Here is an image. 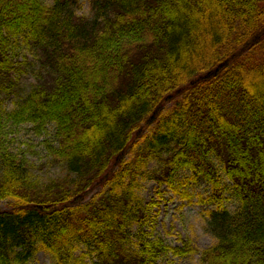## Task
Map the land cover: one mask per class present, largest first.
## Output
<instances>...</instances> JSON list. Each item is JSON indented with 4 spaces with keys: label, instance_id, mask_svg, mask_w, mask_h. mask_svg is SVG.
Wrapping results in <instances>:
<instances>
[{
    "label": "trees",
    "instance_id": "16d2710c",
    "mask_svg": "<svg viewBox=\"0 0 264 264\" xmlns=\"http://www.w3.org/2000/svg\"><path fill=\"white\" fill-rule=\"evenodd\" d=\"M77 4L0 0V71L16 70L10 46L25 34L50 75L7 120L54 124L49 155L68 171L37 188L0 131V201L14 200L0 207V264H31L41 251L53 264L87 254L92 264H155L168 253L264 264V0H93L91 17ZM179 172L209 184L217 204L216 241L202 251L142 231L141 182L175 187Z\"/></svg>",
    "mask_w": 264,
    "mask_h": 264
},
{
    "label": "rangeland",
    "instance_id": "374dc122",
    "mask_svg": "<svg viewBox=\"0 0 264 264\" xmlns=\"http://www.w3.org/2000/svg\"><path fill=\"white\" fill-rule=\"evenodd\" d=\"M93 0H78L76 13L80 16L93 15ZM44 5L51 6L55 0H41ZM9 56L16 66V70L0 71V131L5 145L14 154L25 156L32 167L29 170L30 179L37 188H44L45 184L53 180H63L68 177L64 163L54 162L49 155L48 146H58L56 127L47 126L38 131L33 124L27 123L16 126L7 120V114L14 111L27 98L32 87L38 81L47 82L50 75L46 71H39L38 51L34 43L25 34L12 38ZM258 57H264V48ZM157 167L151 163V170ZM175 187L160 184L158 179L141 182L139 195L144 203L149 205V221L142 228L144 233H152L154 238H162L172 247H181L187 240L192 246L204 250L216 241L209 226L208 212L215 210L216 203L206 199L212 193L211 187L205 182L188 181L187 172L176 174ZM3 180V167L0 162V183ZM177 189V190H175ZM204 199L205 201H202ZM13 199L0 201V207L10 209ZM12 204V205H11ZM230 212H235L240 205L236 197L228 191L224 203ZM138 232V226L131 230V235ZM136 239H133V243ZM87 254L85 250L78 252ZM95 258L90 254L83 257L79 264H92ZM31 264H53L51 256L41 251ZM71 264H75L74 262ZM155 264H203L200 253H190L179 256L173 253L161 255Z\"/></svg>",
    "mask_w": 264,
    "mask_h": 264
}]
</instances>
